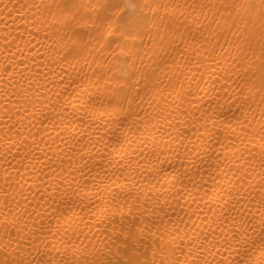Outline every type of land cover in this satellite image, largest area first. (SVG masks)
Wrapping results in <instances>:
<instances>
[{
  "label": "bare ground",
  "instance_id": "6f19581e",
  "mask_svg": "<svg viewBox=\"0 0 264 264\" xmlns=\"http://www.w3.org/2000/svg\"><path fill=\"white\" fill-rule=\"evenodd\" d=\"M53 2L0 0V76L5 77L0 81V264L5 259L9 264L18 259L61 264L73 259L70 243L91 250L94 234L104 228L94 225L95 209L89 198L99 202L98 195L108 196L96 187L97 173L111 185L112 194L123 185L127 195L132 182L137 185L131 195L140 198L139 205L132 214L122 208L113 218V228L118 230L122 220L137 232L153 224L161 232L179 226L185 239L177 259L195 256L197 264L205 258L212 264L242 260L252 264L260 257L264 238V193L260 192L264 109L259 103L262 93L248 91L259 85V66L264 61L259 25L244 33L247 41L220 34L218 41H212L213 58L207 59L211 36L206 33L207 38H202L196 21L207 29L213 14L219 13L215 18L221 20L231 9L219 0H181L180 10L189 19L187 27L179 30L177 44L166 40L161 46L158 38L150 41L148 36L133 42L139 46L136 54L144 57L150 80L135 90L131 87L135 79L129 82L121 95L135 99L116 115L102 73L105 58L119 51V37L101 36L70 18L57 25L45 10ZM52 11L55 14L56 9ZM252 15L255 18L256 13ZM69 41L79 55L73 66L64 63L61 68L58 53L67 51L66 44L73 46ZM106 41H114L111 48ZM249 79L251 84H246ZM145 83L151 91L145 92ZM84 87L95 99V120L85 115L77 98L83 97ZM239 89L253 97L247 121L233 107L237 98L243 100ZM230 141H235L234 147ZM105 152L107 158L100 159ZM235 154L243 155L244 161L235 160ZM35 158L40 163L33 170ZM108 160L116 166L109 167ZM88 169L93 171L89 174ZM234 235L243 243L237 245ZM9 240L12 243L5 249L2 245ZM110 259L123 264L127 257L121 252Z\"/></svg>",
  "mask_w": 264,
  "mask_h": 264
},
{
  "label": "snow or ice",
  "instance_id": "6c2138e0",
  "mask_svg": "<svg viewBox=\"0 0 264 264\" xmlns=\"http://www.w3.org/2000/svg\"><path fill=\"white\" fill-rule=\"evenodd\" d=\"M211 3V0H209ZM219 3L225 9H231L230 14L227 17H222L221 20H217L215 17L219 13L213 14V18L208 21L207 29H205L198 19L197 24L201 25L200 35L202 38H207L206 33L211 36V39L207 40L208 48L205 49V55L207 59H212L213 54L216 52V48L213 46L212 41L220 38V34L227 37L230 35L239 36L241 39L247 41L248 36L244 33L248 32L249 27L255 28L259 25L261 29L260 40L261 43V55L264 56V0H219ZM214 6V5H213ZM33 7H39L38 4L34 3ZM200 8H204L205 4L201 3ZM55 8L56 12L53 14L52 9ZM181 0H60L56 3L45 5V10L48 15L53 16L57 25L67 24L69 18L73 23L79 24L81 27H92L96 31H100L101 36L107 33L108 36H118L120 44L117 46L119 51L114 54L112 58H105L104 64L105 69L102 73V78L107 85L106 91L109 92V106L116 111V115L124 111V104H131L135 97L129 99L127 95H121L124 93L125 88L129 82L135 79V83L131 85L132 89H137V85L150 80L147 75V69L143 65V56L136 54L134 49H138L139 46L133 42L136 40H143L145 36L149 37L150 41L159 39L161 46L167 40L172 45L177 44L178 37L181 35L180 29L187 27V21L189 19L181 10ZM235 13V15H232ZM252 13H256L255 18ZM205 20H208L207 14H205ZM102 29V31H101ZM73 46L68 48L67 44L65 47L67 51L63 49L58 53L61 57L60 67H64V63L73 66V61L77 59L79 53L74 46L73 41H69ZM114 41H106L107 47L111 48ZM238 51L243 52L239 43L234 45ZM199 54V53H198ZM123 58V59H122ZM52 62L55 63V59L51 58ZM243 59H247L246 56ZM139 61V63H138ZM27 66V65H26ZM243 67V65H241ZM261 72L259 85H253L248 91H259L262 93L260 97V105L264 109V61L259 66ZM248 69L245 68V74ZM53 74H55L53 72ZM94 76L99 75L94 73ZM46 79L47 74H45ZM4 76H0V81L4 80ZM62 80V77H61ZM74 83V82H73ZM171 83V82H170ZM246 84H251V79L245 81ZM67 87V85H64ZM79 87V86H77ZM99 87V84H97ZM159 87V84L156 85ZM172 87L175 89V85ZM184 85L181 84V88ZM191 87V84H189ZM145 92L151 91L148 84H144ZM240 90V95L243 100L237 98L236 103L233 107L236 111L244 117L247 121V114L251 111V104L249 101L253 99L252 96L245 94L243 89ZM81 100V109L84 110L85 115L90 119H96L95 112V99L87 87L83 88V97H77ZM88 101H92L91 104ZM247 105V107H245ZM104 113H100L103 115ZM111 116V113H108ZM260 119H264V110L261 112ZM229 127L231 125L229 124ZM68 126H65L67 129ZM247 130V124H245V131ZM29 131L31 129L29 128ZM35 140V136H33ZM75 139V137H74ZM262 141L261 148L264 150V126L261 128ZM67 143V141H64ZM79 142V141H77ZM90 143H92L90 141ZM234 147L235 141H230ZM39 147V145H37ZM107 147V146H106ZM92 148H96V144L92 143ZM237 153L239 150L237 149ZM107 152L100 159H106ZM227 159V158H226ZM234 159L242 162L244 161L243 155L235 154ZM70 163L73 162L71 156L68 157ZM165 161H159L158 163H164ZM40 163V158H35L33 163V170H35L36 164ZM76 163H79L76 161ZM97 166H102L97 164ZM109 167H115L111 160H108ZM261 166L264 168V160L261 161ZM87 164L81 166V174H84V168ZM93 169H88L90 174ZM247 174V170H245ZM107 175V172H105ZM261 180L264 181V174L261 175ZM94 180H98L99 183L96 185L100 192L108 193L107 197L97 196L99 202L93 201L89 198V202L92 203L94 212L91 213V218L94 221V225L97 228L103 227L104 231H97L93 236L92 249L89 250L85 245L78 247L75 244H69L72 249L71 261L64 260L61 264H113L111 255H119L123 252V255L127 257V260L123 264H197V258L192 256L191 252L189 255L192 256L191 260H179L176 258L177 251H183L181 245L185 237L180 235L182 231L179 226H176L174 230L164 228L161 232L158 225L153 224L152 228L156 231H152V228L141 229L139 232L134 231V226L129 222L125 225L124 221H121V226L117 230L112 227L114 223V217L118 212L122 211V208H128L129 214H132L133 207L139 205L140 198L138 196H132V189L136 188L135 181L132 182V187L127 189V195H124L125 188L123 185L120 186V191L112 194L111 185L106 183L105 180H101L99 173L93 177ZM252 177L248 175V182L251 183ZM19 183V181H17ZM154 188L148 191H153ZM47 191V189H45ZM260 192L264 193V183L261 184ZM229 190V195H231ZM210 195L209 193L205 194ZM25 199H27L25 197ZM61 199H64L61 196ZM206 203L208 201H205ZM158 203L153 201V204ZM262 205H264V195L261 199ZM142 207V206H141ZM142 214V213H141ZM74 220V218H73ZM221 225L223 224V217L220 220ZM91 227V226H89ZM22 231L17 228V232ZM59 231V229H57ZM67 232V228L65 229ZM98 237V238H97ZM191 239V237H187ZM236 244L243 243L238 235H234ZM152 241L151 245H146L145 241ZM131 242V245H130ZM12 241L9 240L7 244L2 245L5 249L11 245ZM19 243V241H17ZM261 251L260 257L257 258L252 264H264V238L261 239L260 243ZM151 251V256L148 255V251ZM23 251V249H21ZM199 251V250H198ZM247 252V249H245ZM46 254V253H45ZM37 255H40L37 252ZM92 256V259L88 257ZM80 257H83L81 259ZM3 264H9V261L5 259ZM11 264H51L50 260H15ZM119 264V262H118ZM200 264H212V261L207 258L200 261ZM216 264H221L217 261ZM241 264H249V261L242 260Z\"/></svg>",
  "mask_w": 264,
  "mask_h": 264
}]
</instances>
